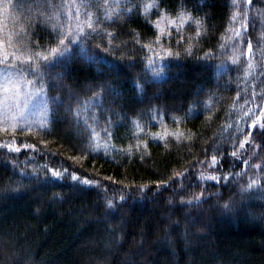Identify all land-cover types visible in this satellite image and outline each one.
I'll use <instances>...</instances> for the list:
<instances>
[{
	"label": "trees",
	"instance_id": "16d2710c",
	"mask_svg": "<svg viewBox=\"0 0 264 264\" xmlns=\"http://www.w3.org/2000/svg\"><path fill=\"white\" fill-rule=\"evenodd\" d=\"M148 2L90 9L97 31L29 75L65 103L45 128L0 127V264H264V188L242 191L264 185V0ZM62 3L0 0V43L14 51L24 27L34 51L54 46Z\"/></svg>",
	"mask_w": 264,
	"mask_h": 264
},
{
	"label": "snow or ice",
	"instance_id": "6c2138e0",
	"mask_svg": "<svg viewBox=\"0 0 264 264\" xmlns=\"http://www.w3.org/2000/svg\"><path fill=\"white\" fill-rule=\"evenodd\" d=\"M156 6L152 3V0H149L148 3L144 5V10L147 11L149 8ZM49 7L51 5L49 4ZM61 9H64V15L68 17L69 23L62 24V25H54L53 31L56 32V44L54 46L47 47L43 52L34 51L33 47L30 45H34L35 48H39L40 45L38 41H30L28 39V30L27 28L22 27L20 32L17 33V43L12 45L15 48L14 51L7 52L5 51L4 54L0 55V125L10 126L13 130L17 128V120L23 121V125L28 129L31 130L33 122L30 121L27 116L25 115L24 109L28 107V103L26 102L24 107H20L19 105V98L22 94L27 96V100L31 101L34 96H39L40 100L39 103L41 105V113L43 119L39 121V126L41 128L47 127V121L51 113L54 112L55 106L63 105L65 101L61 100L59 96H48L46 87L44 85V81L40 79L39 83L40 86H36L35 79H29V75L36 77L37 75L42 76V73L39 69V62H44L46 65H52L53 62L59 63L61 58L67 59L71 53V44L74 41L87 39L89 33L85 31V28L91 30V32L97 31L98 26V18L95 17L94 13L90 11V9L94 7H103L104 8V15L106 18H111L110 11L113 13L120 11V4L119 0H116V8L110 9L108 0H103V3H98L96 0H72V3L69 5L68 3H62L59 5ZM8 4H4V9L7 10ZM30 11V9H29ZM125 12H130L131 9H124ZM74 13V14H73ZM54 16L59 15V13H53ZM41 16H44V13H41ZM181 16L190 19L191 16L189 13H181ZM83 17V18H82ZM25 19L31 20V16L25 17ZM45 19H50V17H45ZM75 21L73 25L71 22ZM175 23V21H172ZM199 24V21H196ZM197 35H199V29L197 30ZM108 37H112V33H107ZM160 37H157L159 40ZM67 41V43H66ZM111 43V39L108 41ZM96 47H100L96 45ZM145 47L149 48L150 52L159 59L163 60L165 58L164 55L160 53H155L154 50L145 45ZM252 45L251 42L248 43V49L251 51ZM105 52L109 51V49L105 48ZM190 53L189 49L185 50ZM161 52L165 53L166 56H178L179 53H174L170 49H161ZM154 61L149 57V63H153ZM155 75H159V73H154ZM138 89L142 90V85H136ZM22 88L26 89V93H22ZM94 98H96V103L92 105L95 107H102L100 101V93L96 92L93 93ZM89 101H82L77 96L75 98V110L72 107V101L68 102V110L73 113L74 117H79L80 115V108L82 105H88ZM50 105L52 107H50ZM95 119V118H94ZM109 126H111V118L106 117ZM255 124V121H253ZM133 124L137 127L138 132H142L143 129L139 127L138 122L133 121ZM86 129L90 133V138L96 137L98 134L95 131V127L92 125H88L86 123ZM261 128H264V125H261ZM105 132L108 136H111L112 133L105 128ZM175 135V134H173ZM154 138H162L159 134H155ZM10 149L13 148L12 145H6ZM24 148H35L34 144H24L22 145ZM131 147V146H130ZM137 148L140 147V143L138 142L136 145ZM144 147H147V144L144 143ZM13 150L19 152L21 149L20 147H15ZM235 155V153H232ZM211 161L213 164L216 163V156L213 155L211 157ZM247 163V161H245ZM254 167L259 168L260 165H254ZM23 171V170H21ZM178 176L183 175L182 173H178ZM230 174H225L223 177L225 180L227 176ZM52 176L56 178H62V173L56 170H52ZM200 177L203 179L204 174L201 173ZM72 179H79V177L73 174ZM207 179H211L213 181L219 182L221 177L216 175H211L207 177ZM85 184H93L94 181L84 179L83 181ZM165 184L167 181L164 182ZM253 188H264V185L260 184L258 179H252L250 182L242 188V191H247ZM204 193H200L199 195L193 197L194 200L199 202L201 197ZM123 199V197H121ZM192 201L189 200L188 203ZM109 207L112 206V201H108ZM224 207L227 209L229 207V202H225Z\"/></svg>",
	"mask_w": 264,
	"mask_h": 264
},
{
	"label": "rangeland",
	"instance_id": "374dc122",
	"mask_svg": "<svg viewBox=\"0 0 264 264\" xmlns=\"http://www.w3.org/2000/svg\"><path fill=\"white\" fill-rule=\"evenodd\" d=\"M4 44L0 43V55L4 54L5 51L11 52V48L4 47ZM22 93H26L27 90L22 88ZM40 97L34 96L31 101L27 100V96L25 94H22L19 98V105L20 107H24L25 103H28V107L24 109L25 115L27 118L33 122L32 125H39V121L43 119L42 113H41V105L39 103ZM17 126H24L23 121L17 120L16 121ZM6 125H0V127H4Z\"/></svg>",
	"mask_w": 264,
	"mask_h": 264
}]
</instances>
